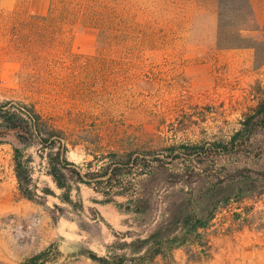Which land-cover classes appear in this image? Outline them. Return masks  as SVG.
<instances>
[{
  "label": "rangeland",
  "instance_id": "rangeland-1",
  "mask_svg": "<svg viewBox=\"0 0 264 264\" xmlns=\"http://www.w3.org/2000/svg\"><path fill=\"white\" fill-rule=\"evenodd\" d=\"M99 1L115 8L103 41L93 29L43 41L29 0H0V103L32 105L63 132L67 159L83 172L134 151L152 153L156 176L141 183L134 167L127 178L123 191L139 201L133 213L128 196L81 184L68 206L29 149L37 188L29 199L8 134L0 143V264L48 247L43 264H98L92 258L106 248L126 253L120 264H140L118 248L156 230L151 244L163 251L146 264H264V130L232 153L216 146L199 158L190 149L226 144L264 97V0H255L258 26L237 49L217 48L215 0ZM50 2L41 0L43 14ZM46 188L55 196H43Z\"/></svg>",
  "mask_w": 264,
  "mask_h": 264
},
{
  "label": "trees",
  "instance_id": "trees-1",
  "mask_svg": "<svg viewBox=\"0 0 264 264\" xmlns=\"http://www.w3.org/2000/svg\"><path fill=\"white\" fill-rule=\"evenodd\" d=\"M118 0H116L117 2ZM217 12V34L218 49H237L242 40L248 39V35L258 26L256 15L252 7L251 0H215ZM115 8L103 4L99 0H51L45 14L33 15V20L40 21L41 39L52 40L57 32L60 34H73L75 31L93 29L96 31L99 41H103L104 25L110 22V12ZM235 13V14H232ZM232 19H229L231 18ZM238 18V22L236 20ZM228 19L230 20L229 22ZM30 25V24H29ZM32 34V31H31ZM239 128L232 134L228 142L224 145L214 143L208 145H194L190 149L199 158L207 154L216 146L232 153L235 149L239 151L246 144L254 140L256 136L264 130V97L245 114L243 120L239 122ZM11 135L13 141L10 142L12 149L13 173L16 178L18 189L25 197L31 199L36 195V186L33 184V168L30 166V156H25L29 149H35L38 157L46 162V175L53 182L55 187L60 190L57 199L68 205L74 206L75 202L71 199L72 190H78V185L91 187L96 192L104 196L110 195V191L116 190L115 195L127 197L123 191L124 183L133 174L134 167H138L135 172L141 183L151 182L156 176L157 171H153L150 166L149 157L151 152L140 155L130 151L121 154L110 153L108 162L96 170H86L83 172L78 166L67 159L68 147L63 132L56 128L50 121L45 120L35 110L32 105H24L6 101L0 103V143L6 142V136ZM181 150L187 149L185 146ZM158 160V158H154ZM160 161V159L158 160ZM148 169V170H147ZM260 180L264 183V172L260 174ZM170 178H180L182 174L172 173ZM177 183V180L176 182ZM43 196L55 194L48 188L42 190ZM127 211L134 210L129 207L139 206L138 199L128 196ZM105 200L104 203H108ZM80 209H83L82 201L78 200ZM58 208V206H55ZM60 209V208H58ZM139 211V209L135 210ZM159 231L148 235L142 240H132L121 244L119 250L130 248L136 260H141L140 264H146L160 255L163 246L160 242L151 240L158 237ZM51 247L30 258L22 264H43L46 261L47 253ZM98 264H120L126 260V253L114 254L106 248L104 257L92 258ZM114 261V262H113Z\"/></svg>",
  "mask_w": 264,
  "mask_h": 264
},
{
  "label": "crops",
  "instance_id": "crops-1",
  "mask_svg": "<svg viewBox=\"0 0 264 264\" xmlns=\"http://www.w3.org/2000/svg\"><path fill=\"white\" fill-rule=\"evenodd\" d=\"M251 3H252V7L254 9V12H255V15H256V9H255V0H251ZM46 5L47 4H41V0H29V6H30V9H32V12L33 13H37V14H43L44 10H46ZM38 8V9H37ZM40 8V9H39ZM256 19H257V15H256ZM258 23V21H257Z\"/></svg>",
  "mask_w": 264,
  "mask_h": 264
}]
</instances>
